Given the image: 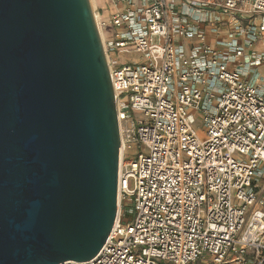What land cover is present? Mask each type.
Instances as JSON below:
<instances>
[{
  "label": "built area",
  "instance_id": "2783aa9c",
  "mask_svg": "<svg viewBox=\"0 0 264 264\" xmlns=\"http://www.w3.org/2000/svg\"><path fill=\"white\" fill-rule=\"evenodd\" d=\"M113 3L94 10L113 27L119 211L96 255L59 264H264V0Z\"/></svg>",
  "mask_w": 264,
  "mask_h": 264
},
{
  "label": "water",
  "instance_id": "95a60500",
  "mask_svg": "<svg viewBox=\"0 0 264 264\" xmlns=\"http://www.w3.org/2000/svg\"><path fill=\"white\" fill-rule=\"evenodd\" d=\"M121 145L92 0H0V264L96 255L119 211Z\"/></svg>",
  "mask_w": 264,
  "mask_h": 264
},
{
  "label": "rangeland",
  "instance_id": "374dc122",
  "mask_svg": "<svg viewBox=\"0 0 264 264\" xmlns=\"http://www.w3.org/2000/svg\"><path fill=\"white\" fill-rule=\"evenodd\" d=\"M95 2V9L97 10V11H100V14L102 15V16H104V18H107V19H109L110 18V16H111V14L113 13V11H115V9H116V6H115V4L113 3V0H97V3H96V0L94 1ZM109 12L110 13V15L108 16V15H105V13L106 12ZM111 28H108V29H106L105 30V33H106V37L107 38H110L111 37V34H112V32H113V27L112 26H110ZM257 47H259V48H264L263 47V43L262 42H259L257 45H256ZM247 51H250L249 49H247ZM119 59H120V63L119 64H122V63H124V62H129L131 59H129L126 55H123V56H120L119 57ZM260 71L264 74V66L263 67H261L260 68ZM131 114H132V116H133V118H138L139 116H141L142 114H141V112H131ZM202 125H203V123H202V121H201V119H197V121H196V127L198 128V129H203L202 128ZM199 134L201 135V136H203V133H202V131L201 130H199ZM120 202V194H119V200H118V203ZM124 203H125V199L123 200H121V206L123 207V205H124ZM119 205V204H118ZM119 207V206H118ZM125 208H126V214H125V218L126 219H129V221H132V219H133V216H134V213H133V211L132 210H130V205L129 204H127L126 206H125ZM163 264H166L165 262H162Z\"/></svg>",
  "mask_w": 264,
  "mask_h": 264
},
{
  "label": "bare ground",
  "instance_id": "6f19581e",
  "mask_svg": "<svg viewBox=\"0 0 264 264\" xmlns=\"http://www.w3.org/2000/svg\"><path fill=\"white\" fill-rule=\"evenodd\" d=\"M95 0H92V3H93V6L95 5V2H94ZM95 7V6H94ZM95 9V8H94ZM97 15H98V13H97ZM101 35H102V39H105V32H104V30L102 29L101 30Z\"/></svg>",
  "mask_w": 264,
  "mask_h": 264
},
{
  "label": "crops",
  "instance_id": "0c3cea01",
  "mask_svg": "<svg viewBox=\"0 0 264 264\" xmlns=\"http://www.w3.org/2000/svg\"><path fill=\"white\" fill-rule=\"evenodd\" d=\"M96 3H97V0H96ZM105 15H110V13L107 11L106 13H105ZM257 49L258 50H263L264 48H259V47H257ZM264 66V64L263 65H260V67H259V69L261 68V67H263ZM261 72V71H260ZM262 75H264L263 73H262Z\"/></svg>",
  "mask_w": 264,
  "mask_h": 264
}]
</instances>
